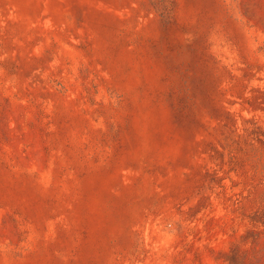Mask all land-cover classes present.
<instances>
[{
	"label": "rangeland",
	"instance_id": "1",
	"mask_svg": "<svg viewBox=\"0 0 264 264\" xmlns=\"http://www.w3.org/2000/svg\"><path fill=\"white\" fill-rule=\"evenodd\" d=\"M0 264H264V0H0Z\"/></svg>",
	"mask_w": 264,
	"mask_h": 264
}]
</instances>
